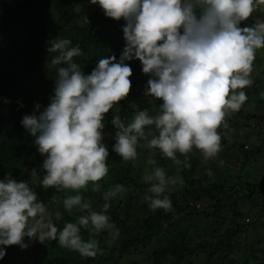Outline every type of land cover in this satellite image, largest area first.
Here are the masks:
<instances>
[{"label": "clouds", "instance_id": "1", "mask_svg": "<svg viewBox=\"0 0 264 264\" xmlns=\"http://www.w3.org/2000/svg\"><path fill=\"white\" fill-rule=\"evenodd\" d=\"M99 5L106 17L125 22L126 46L119 61L115 55L98 59L88 75L75 58L81 48L68 39L51 42L49 53L55 70L54 95L40 111L36 104L32 115L21 120L34 137L38 152L46 157L45 174L40 181L45 190H71L79 193L92 184L100 191L108 172L109 151L103 143L106 114L113 108L111 123L117 129L112 150L123 162L137 158V146L146 141L148 149H158L175 164H184L187 154L199 150L205 160L215 159L221 151L220 127L225 117L239 111L248 99L243 89L253 84L252 64L264 48V23L242 26L254 12L264 11V0H90ZM138 60L144 74L151 78L146 97L162 101L155 115L138 111L131 123L119 115V102L130 92L132 69L127 61ZM21 107L23 105L21 104ZM185 156L181 161L178 155ZM154 165L143 176L149 185L145 200L149 208L170 210L166 195L177 179L167 176L164 168ZM126 191L115 185L103 194L100 212L84 202L80 194L63 200L68 213L86 211L76 222H67L59 230L44 203L28 183L10 177L0 181V260L13 245L25 248V238L57 240L59 245L94 257L98 241H85L80 229L95 233L108 231L113 238L119 229L107 215L110 201Z\"/></svg>", "mask_w": 264, "mask_h": 264}, {"label": "trees", "instance_id": "2", "mask_svg": "<svg viewBox=\"0 0 264 264\" xmlns=\"http://www.w3.org/2000/svg\"><path fill=\"white\" fill-rule=\"evenodd\" d=\"M123 23L122 19L116 21L106 17L99 5H92L90 0H0V181L10 177L41 188L57 208L59 216L51 218L59 230L67 222L74 223L78 217L87 214L78 209L68 213L59 200L80 194L84 202L90 203L92 210L100 212L105 203V192L115 185H123L126 189L110 201L107 212L110 222L119 229L116 238L108 231L95 233L91 227L80 229L85 241H98L99 250L94 257H83L76 251L61 247L57 240L45 239L37 241L29 264H119L133 253L149 254L146 264H185L188 258L194 257L203 258L204 264H264L263 250L254 246L244 247L243 250L237 243V239L246 232L240 223L242 213L239 204L246 203L252 207L251 210L264 214V184L255 180L249 182L252 177L248 179L249 174L245 170L251 158L263 153L261 147L252 145L250 150H246V145H238L243 169L236 175L235 184L228 188L230 182L212 186L207 178H202L196 158L187 157L190 167H185L183 163L177 165L163 157L158 149L146 148V141H140L137 159L155 160V166L164 168L167 176L177 179L175 186L184 191L183 195L172 196L177 200L171 198L174 213L151 210L145 200V195L149 194V185L143 182L145 166L140 167L139 174L132 161L128 164L117 156L107 161L109 172L99 182L100 191H93L92 184L79 193L41 187L46 157L38 152L35 138L23 128L21 120L34 112L39 115L35 105H41L40 111H43L54 95L56 77L51 59L56 53H49L50 44L60 38L70 40L71 46L78 45L83 55L75 59L84 74L88 75L100 58L115 55L119 61L126 46L121 27ZM257 23H264V11L254 12L242 26L252 27ZM253 62L259 66L263 64L259 58ZM126 63L133 73L129 78L131 89L129 95L119 102V115L127 124L138 111L148 110L150 115H155L160 101L144 95L151 77L143 73L140 61ZM252 81L253 84L244 89L248 97L246 102L264 105V73ZM141 101L143 103L139 104ZM116 111L117 108L110 110L104 121V135H109L106 139L109 153L115 144L117 129L111 121ZM240 115H243L242 111ZM252 118L256 119L255 116ZM228 123V127L233 125L231 120ZM221 129L218 132L223 145L225 135L221 134ZM227 129L224 128L225 131ZM106 140H103L104 144ZM177 155L185 161V156ZM237 167H240L239 163ZM229 171L226 170L227 175ZM201 200L208 201L206 211H213L215 215L225 213L223 221L231 215L233 226L223 234L206 233L200 237L192 221L201 217ZM197 205L200 208H196ZM202 214L205 218L210 217L207 212ZM177 215L181 217L173 221ZM190 228L195 232L193 235ZM19 254L16 245L8 247L0 264L18 259Z\"/></svg>", "mask_w": 264, "mask_h": 264}, {"label": "rangeland", "instance_id": "3", "mask_svg": "<svg viewBox=\"0 0 264 264\" xmlns=\"http://www.w3.org/2000/svg\"><path fill=\"white\" fill-rule=\"evenodd\" d=\"M124 26L125 22L121 27L123 28ZM256 58L261 59L263 61V64L262 66H259L257 62H253L252 72L250 75V78L252 80L256 78V76H260L261 73H264V50H257L255 59ZM243 91L245 90L243 89ZM142 103L143 101H141L139 104ZM161 103L162 101L159 102V105ZM240 111L243 112V115H240ZM252 116H255L256 119H253ZM229 120L233 122V125H231L230 127H228ZM225 123L227 127L222 126L221 129V134L225 135V143L221 145V151L218 153L215 159L205 160L201 152L196 149H193L191 153L187 154V157L196 158L198 160V169L201 171V177L207 178L210 181L209 184H211L212 186H219L230 182V186L228 187L230 188L236 182V175L241 172V169H243L242 155L239 153L238 145H246L248 147L246 150H250L252 145L261 147V152L263 153L251 158V160L246 165L245 170L248 171V179L251 177L253 178H251L249 182L255 180L264 184V105H254L245 102L239 111L233 112L225 117ZM247 126H249L250 128H246ZM224 128L228 129L225 131ZM253 129L255 130L254 133L252 132ZM108 137L109 135H104V140L109 139ZM107 143L108 140L105 141V145L108 148ZM115 156L119 157L122 161V158L113 150L111 153H109L107 161L114 159ZM138 157L139 153H137V158ZM137 158L135 160H132V163L128 162V164L131 163L134 166L135 170L137 169V173L140 172V167L145 166L143 175H145L146 172H150L154 167L149 166L147 161ZM237 163H239L240 165L239 168L237 167ZM226 170H230L228 175L226 174ZM231 179L234 180H232L231 182ZM28 185L35 191L38 202H42L46 205L47 213L51 217L59 216L56 206H54L53 201L48 197V195L41 188L32 187L31 183H28ZM35 185H38V183H35ZM89 185H91V183H89ZM183 194L184 191L175 185H170L166 193V195L169 196L170 200L172 196H180ZM140 199H143V196H140ZM172 200H177V197L172 198ZM59 202L63 204V200H59ZM199 203L201 204V209H199L201 217L194 219L192 223L195 225L194 229L197 230L200 237L205 236L206 233H214L216 235L223 234L229 227L233 226L230 222L232 217L231 215H229L227 219L223 221L222 219L225 217V213L215 215L213 211H206L205 208L208 205V201L201 200L199 201ZM239 205L240 213H242L240 223L243 225L246 232L237 239V243L241 245L243 250L244 247L254 246L264 251V214H262L258 210H251L252 207L246 203ZM168 211L170 213H174L172 207ZM203 212H207L210 217L205 218L204 214H202ZM180 217L181 215L175 216L173 221H176ZM189 230L191 231L192 235L195 233L193 228H190ZM37 241L39 240H29L28 238H25L24 243L27 245L25 248H21L20 246L16 245V249L20 253L19 258L14 261H9L7 264H29L30 262H32V256L37 247ZM149 248H151V245L149 246ZM128 255L126 259L124 258L125 260L119 262V264H146V260L149 257V254L147 256L146 253H133V255ZM202 260L203 258L197 257H194L193 259L188 258L185 264H204Z\"/></svg>", "mask_w": 264, "mask_h": 264}, {"label": "built area", "instance_id": "4", "mask_svg": "<svg viewBox=\"0 0 264 264\" xmlns=\"http://www.w3.org/2000/svg\"><path fill=\"white\" fill-rule=\"evenodd\" d=\"M196 208H200V206L197 205Z\"/></svg>", "mask_w": 264, "mask_h": 264}]
</instances>
